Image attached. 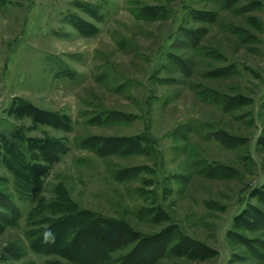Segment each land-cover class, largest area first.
I'll return each mask as SVG.
<instances>
[{
  "label": "rangeland",
  "instance_id": "obj_1",
  "mask_svg": "<svg viewBox=\"0 0 264 264\" xmlns=\"http://www.w3.org/2000/svg\"><path fill=\"white\" fill-rule=\"evenodd\" d=\"M0 146V264H79L93 214L128 264H264V0H0Z\"/></svg>",
  "mask_w": 264,
  "mask_h": 264
},
{
  "label": "trees",
  "instance_id": "obj_2",
  "mask_svg": "<svg viewBox=\"0 0 264 264\" xmlns=\"http://www.w3.org/2000/svg\"><path fill=\"white\" fill-rule=\"evenodd\" d=\"M143 10L146 11L144 8ZM13 108V112L18 116H29L34 120H45L46 117L37 115V110L32 105H25L22 103H15ZM1 136H3L1 134ZM4 137V136H3ZM133 143L131 145H139L138 137L132 139ZM36 138H32L27 141V145L32 147L34 146L42 156V158L46 162H51L55 160L57 157V151L60 149L62 144L57 140L51 139H44L42 141ZM6 141L2 143V147H5ZM21 150L23 149V145L21 144ZM1 147V146H0ZM21 154V153H20ZM21 161L24 162V157L21 154L20 158ZM27 173L25 174L27 177H19L16 175L17 182L20 184H24L28 189V192L32 194L33 192L37 191L38 188L43 183V177L47 173L48 165L46 164H36L30 160V163H27ZM16 170V169H15ZM17 171V170H16ZM7 209V215H9L8 220H4L5 223L8 225L10 223H14L12 221L13 218L17 219L19 217V209L17 206L12 202H9V205L5 207ZM12 215V216H11ZM13 217V218H12ZM106 219V220H105ZM85 223V226L82 228L84 231L85 238H80L76 240L70 247L64 248L60 251L63 256L70 258L76 261L79 264H128L130 256L127 255H120L118 254L121 248H124V245L127 243L128 240L122 233H126L128 230L125 228L124 222H112L110 219L104 217V219L100 218L98 215L93 214L91 220L83 219L80 221V224ZM17 221L14 223L16 224ZM114 223V224H113ZM113 235H121L120 239L112 240ZM27 236L29 239V233L27 232ZM35 237L36 234H35ZM85 239V241H83ZM83 241V242H82ZM37 241H33L31 239L30 245L34 251L48 253L47 251L51 248L55 250L58 247V243L55 241V238L52 239V244L44 245L41 243H37ZM145 246V243L141 240L137 246L135 247L134 258L138 260L137 255L140 254L141 249ZM42 249V250H41ZM55 253V252H54ZM132 258V259H134ZM141 261V260H140ZM154 257L147 258L145 262H153Z\"/></svg>",
  "mask_w": 264,
  "mask_h": 264
}]
</instances>
